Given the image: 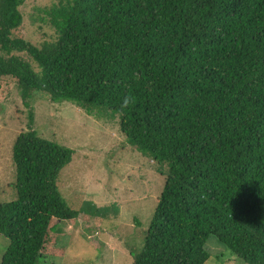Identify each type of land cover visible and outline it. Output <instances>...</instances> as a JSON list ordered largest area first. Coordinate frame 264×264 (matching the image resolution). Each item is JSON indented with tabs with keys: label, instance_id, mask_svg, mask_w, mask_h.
Segmentation results:
<instances>
[{
	"label": "trees",
	"instance_id": "16d2710c",
	"mask_svg": "<svg viewBox=\"0 0 264 264\" xmlns=\"http://www.w3.org/2000/svg\"><path fill=\"white\" fill-rule=\"evenodd\" d=\"M24 1L0 0V81L15 83L29 127L37 95L70 101L117 117L125 141L159 166L132 264H204L212 248L264 264V0H58L40 18L54 36L38 45L16 35ZM73 153L31 128L16 137L0 264L53 262L57 223L118 213L65 203L57 181Z\"/></svg>",
	"mask_w": 264,
	"mask_h": 264
},
{
	"label": "rangeland",
	"instance_id": "374dc122",
	"mask_svg": "<svg viewBox=\"0 0 264 264\" xmlns=\"http://www.w3.org/2000/svg\"><path fill=\"white\" fill-rule=\"evenodd\" d=\"M58 0H25L20 7L21 29L16 32L38 45L50 40L53 30L40 20L42 10ZM26 107L16 85L0 81V202L14 199L15 169L11 148L16 137L29 128L37 135L73 150L72 160L59 175L57 185L65 203L74 210L86 201L98 207L114 206L118 213L78 223H57L48 238L54 256L45 264H132L130 250H138L152 216L164 179L158 164L133 148L113 120L88 116L70 101L51 102L37 95ZM55 222V221H54ZM8 240L0 236V259ZM204 264H244L229 252L216 253ZM222 252V253H221ZM44 264V263H42Z\"/></svg>",
	"mask_w": 264,
	"mask_h": 264
}]
</instances>
